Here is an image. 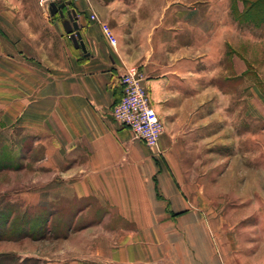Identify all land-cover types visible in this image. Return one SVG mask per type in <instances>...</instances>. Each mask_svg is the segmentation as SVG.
<instances>
[{
    "label": "crops",
    "instance_id": "1",
    "mask_svg": "<svg viewBox=\"0 0 264 264\" xmlns=\"http://www.w3.org/2000/svg\"><path fill=\"white\" fill-rule=\"evenodd\" d=\"M73 8L88 55L69 35L47 37L28 20H0V137L13 147L26 139L25 162L13 166V196L32 205L96 207L94 222L58 242V264H264V196L243 194L239 187L255 180L242 185L230 167L210 181L195 178L194 162L181 161L198 132L177 129L185 105L174 102L171 82L178 66L194 63L195 47L177 42L182 28L201 42L195 55L203 91L217 93L207 108L225 107L228 79L255 76L244 81L246 103L261 127L247 135L264 154V20L246 18L243 4L233 9L229 0H88ZM90 12L113 29L115 46ZM156 58L175 64L151 78L147 59ZM130 66L143 71L149 94L151 84L156 112L173 113L175 127L163 131L155 150L110 114L122 95L119 75ZM201 133L213 139L223 132ZM257 207L260 222L251 218Z\"/></svg>",
    "mask_w": 264,
    "mask_h": 264
},
{
    "label": "rangeland",
    "instance_id": "2",
    "mask_svg": "<svg viewBox=\"0 0 264 264\" xmlns=\"http://www.w3.org/2000/svg\"><path fill=\"white\" fill-rule=\"evenodd\" d=\"M49 1L51 0H0V20L11 22L13 19L28 20L33 25L32 29L43 30L47 37L63 35L68 38V34L62 27V18L59 12L57 11L54 15L50 14ZM52 1L59 4L65 0ZM85 2L88 0H78L77 2L71 0L69 5H64L61 9L66 17L67 10L78 5L83 6ZM229 2L233 9L238 3L243 4V9L247 8L248 4H252V0H245L244 3L242 0H229ZM251 10L248 14L244 13L246 18L264 20V17L253 18ZM21 30H24V27H21ZM176 39L179 47L180 45L195 47L193 66H178L173 75L175 77L171 80L175 103L179 106L182 104L186 106L190 100L193 101V105L188 107L187 111H185V106L181 107L182 111L179 115L182 119L177 124V129L198 132L193 138V146H190L194 147L193 153L184 155L181 161L183 163L194 162L195 178L200 179L204 176L210 181L218 178L230 167L232 169L228 174H235L237 178L242 179V185L246 179L254 178L255 180L254 187H245L244 185L239 187L243 194H249V190L251 193L255 190L258 196L263 197L264 154H256L260 150L258 149L260 148L259 141L254 142L247 135L248 132L260 129L261 123L251 121L249 118L251 113L246 102L250 91L247 85H244V81L248 83L255 80L256 77L247 72L240 77L228 79L225 82L227 89L225 107L221 109L217 105H211L207 108L208 100L211 103L216 100L217 93L213 96L212 93L203 91L202 60L200 55H195L199 54L196 53V50H200L201 42H192L190 35L185 32V28H182ZM150 49L154 54L155 45H152ZM173 61L157 58L155 60L147 59L151 72L149 76L152 78L153 73H159L161 66L168 65ZM240 83H243L241 88H239ZM148 86L151 99L154 102L151 84L149 83ZM260 89L264 93L263 83L260 85ZM169 95L170 92H168ZM158 114L162 119L163 131L174 129L171 126L175 127V124L171 123L174 120L173 113L170 115L169 112H158ZM207 116H211V120L206 119ZM218 117H220L219 122ZM219 129L223 132L220 138L207 139L201 133L210 130L211 135ZM25 144L26 139H23L19 142L18 147H13V139L3 140L0 137V264H58L59 262L56 261L60 257L57 255L60 248L58 242L78 228L94 222L96 219L93 215H96V207L95 204L83 201L32 205L25 200L15 199L13 196V166L17 168L22 165V162H25ZM250 151H254V154H250ZM87 205L90 206L87 214L78 215L79 211ZM251 216L253 221L259 222L263 217L258 207L252 209ZM257 239L259 248L263 238L259 236Z\"/></svg>",
    "mask_w": 264,
    "mask_h": 264
},
{
    "label": "built area",
    "instance_id": "3",
    "mask_svg": "<svg viewBox=\"0 0 264 264\" xmlns=\"http://www.w3.org/2000/svg\"><path fill=\"white\" fill-rule=\"evenodd\" d=\"M89 18L99 23L107 42L115 46L117 37L113 29L108 24L100 22L96 12H90ZM119 78L122 84V95L111 106V116L115 122L130 129L133 139L143 141L153 150L157 149L163 133V123L152 105L145 85V74L138 66H130L120 73Z\"/></svg>",
    "mask_w": 264,
    "mask_h": 264
},
{
    "label": "water",
    "instance_id": "4",
    "mask_svg": "<svg viewBox=\"0 0 264 264\" xmlns=\"http://www.w3.org/2000/svg\"><path fill=\"white\" fill-rule=\"evenodd\" d=\"M71 3V0H65L64 2H61L57 4L55 1H49V11L51 15H54L57 11L59 12L62 20L61 24L64 29V31L70 36L73 46L75 48H80L84 55H88L89 52L87 51L86 45L84 43L81 31H80V25L78 23V16L75 8H70L66 11V17L65 14L62 11V7L64 5H69Z\"/></svg>",
    "mask_w": 264,
    "mask_h": 264
},
{
    "label": "trees",
    "instance_id": "5",
    "mask_svg": "<svg viewBox=\"0 0 264 264\" xmlns=\"http://www.w3.org/2000/svg\"><path fill=\"white\" fill-rule=\"evenodd\" d=\"M242 1L243 3L245 2V0ZM250 10L253 18L261 19L264 17V0H252V4H248L247 8L243 9V12L248 14Z\"/></svg>",
    "mask_w": 264,
    "mask_h": 264
}]
</instances>
